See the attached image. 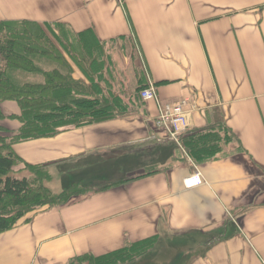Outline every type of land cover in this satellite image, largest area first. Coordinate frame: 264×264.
<instances>
[{
  "label": "crops",
  "instance_id": "obj_1",
  "mask_svg": "<svg viewBox=\"0 0 264 264\" xmlns=\"http://www.w3.org/2000/svg\"><path fill=\"white\" fill-rule=\"evenodd\" d=\"M124 4L126 10L120 0H0V21L91 31L110 58L132 42L127 57L136 48L134 68L143 73L122 74L119 86L126 77L134 88L153 89L162 105L186 101L187 133L222 121L234 139L216 158L194 162L154 126L157 102L135 89L126 92L122 118L15 144L22 160L15 172L41 165L65 175L63 188L74 181L109 187L36 209L0 233V264H67L147 239L151 249L131 264L148 253L146 264H264V0ZM62 54L71 79L89 84ZM1 109L19 114L14 102ZM0 127L15 134L20 124L5 119ZM195 177L200 184L185 183Z\"/></svg>",
  "mask_w": 264,
  "mask_h": 264
},
{
  "label": "trees",
  "instance_id": "obj_2",
  "mask_svg": "<svg viewBox=\"0 0 264 264\" xmlns=\"http://www.w3.org/2000/svg\"><path fill=\"white\" fill-rule=\"evenodd\" d=\"M120 3L126 10L124 0ZM62 52L76 64L89 84L71 79V68ZM115 72L104 44L91 31L72 33L62 24L0 21V121L12 119L20 124L13 135L0 127V233L13 229L36 209L60 206L74 196L87 193V188L71 183L53 194L43 185L30 184L28 177H15L14 168L22 160L14 153L13 146L52 137L66 128L126 116L127 96L121 87L116 88ZM24 74L38 79L28 80ZM143 88L139 85L137 94ZM5 102L16 103L19 114L5 116L1 109ZM178 139L180 147L194 162L204 163L216 158L234 136L222 121H217L206 131L185 132ZM24 169L31 171L37 181L49 180L47 174H42L48 171L46 166L24 164ZM151 247L150 239L142 240L101 256H77L67 264L132 263Z\"/></svg>",
  "mask_w": 264,
  "mask_h": 264
},
{
  "label": "rangeland",
  "instance_id": "obj_3",
  "mask_svg": "<svg viewBox=\"0 0 264 264\" xmlns=\"http://www.w3.org/2000/svg\"><path fill=\"white\" fill-rule=\"evenodd\" d=\"M131 46H132V48H130ZM125 49H127L126 52H124L123 50H119V49H115V50H113L111 52V58H112L113 63H114V68L116 69V72H115L116 74L115 75L119 79H124V76L123 75H126V77H127V76H129V73L131 75L132 72L135 71L136 74L138 76H140L143 73V71L142 70L139 71L137 68H134V62H133L135 59H137L136 58V56H137V54H136V48H135V50H133L134 53H135V56H134V54L131 53L133 57L130 60L127 57V53L130 52L131 49H134L133 43L132 42L131 43L130 42H127V44L125 45ZM122 51L124 52L123 54H122ZM125 62H128L129 65L128 66L127 65L125 66L124 65ZM23 76L26 77V79H28V80L38 79V77L30 76V75H27V74H24ZM126 77H125L126 81L123 82V84L121 86H119V82L117 80L116 88L117 89H120V87H121V89L122 90H125V92H128V93L129 92H133L134 93V91H135V89H136L137 86L134 88V83L130 79H129V82H128ZM119 81H121V80H119ZM9 134L10 135H13V133H11V132ZM42 174L45 175V176L47 174L49 176V180L47 181V180L44 179V180L37 181L36 178L34 177V174L31 171L28 172L25 169L18 170V171H16V172L13 173V175L15 177H18V178L28 177L30 184H32V185H39V184L40 185H43L44 187H46L53 194H56V193L60 192L62 189H64L63 188V184H65V181H66L65 180L66 179L65 178V175H61L60 173L59 174H56L55 171H50V170L45 171V174L44 173H42ZM71 183H78L79 186L85 188L80 181H74V182H71ZM71 183H69V185ZM86 188L88 189V191H87V193L85 195L91 194V193H93L97 189L96 187L95 188L86 187ZM149 254L150 253H148V255H146L147 257H143L145 259H141L143 261H140L139 264H146V263H144V260H146V258H149V256H150ZM123 262L124 263H122V264H131V262L128 263L129 261H123Z\"/></svg>",
  "mask_w": 264,
  "mask_h": 264
},
{
  "label": "built area",
  "instance_id": "obj_4",
  "mask_svg": "<svg viewBox=\"0 0 264 264\" xmlns=\"http://www.w3.org/2000/svg\"><path fill=\"white\" fill-rule=\"evenodd\" d=\"M139 96L144 101L157 102L159 106V114L154 121V126L164 130L172 140L177 142L179 136L185 133L188 128L187 113L183 110V105L187 102L184 101L183 103L176 105H162L157 99L156 92L150 88L141 90ZM185 183H188V185H197L201 183V180L195 177L186 180Z\"/></svg>",
  "mask_w": 264,
  "mask_h": 264
}]
</instances>
